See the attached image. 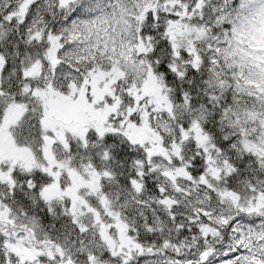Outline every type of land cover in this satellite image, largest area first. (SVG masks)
Here are the masks:
<instances>
[{
  "label": "snow or ice",
  "instance_id": "obj_1",
  "mask_svg": "<svg viewBox=\"0 0 264 264\" xmlns=\"http://www.w3.org/2000/svg\"><path fill=\"white\" fill-rule=\"evenodd\" d=\"M0 264H264V0H0Z\"/></svg>",
  "mask_w": 264,
  "mask_h": 264
}]
</instances>
